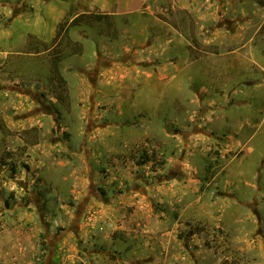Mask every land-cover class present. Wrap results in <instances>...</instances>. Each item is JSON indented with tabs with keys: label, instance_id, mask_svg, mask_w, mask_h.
Segmentation results:
<instances>
[{
	"label": "rangeland",
	"instance_id": "374dc122",
	"mask_svg": "<svg viewBox=\"0 0 264 264\" xmlns=\"http://www.w3.org/2000/svg\"><path fill=\"white\" fill-rule=\"evenodd\" d=\"M0 264H264V0H0Z\"/></svg>",
	"mask_w": 264,
	"mask_h": 264
},
{
	"label": "trees",
	"instance_id": "16d2710c",
	"mask_svg": "<svg viewBox=\"0 0 264 264\" xmlns=\"http://www.w3.org/2000/svg\"><path fill=\"white\" fill-rule=\"evenodd\" d=\"M104 17H106V16L98 15V16H96V19H103ZM79 19H80V18H77V19L74 20L71 24H72V25H76V23L79 21ZM58 63H59V62H56V64H55V68H54V71H55V74H56L58 77L62 78V77H61V74H60V71H59Z\"/></svg>",
	"mask_w": 264,
	"mask_h": 264
}]
</instances>
